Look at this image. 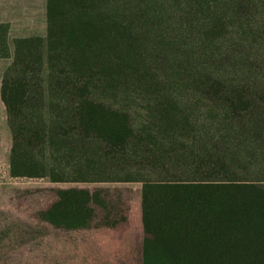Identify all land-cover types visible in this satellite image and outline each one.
Returning <instances> with one entry per match:
<instances>
[{"label":"rangeland","instance_id":"374dc122","mask_svg":"<svg viewBox=\"0 0 264 264\" xmlns=\"http://www.w3.org/2000/svg\"><path fill=\"white\" fill-rule=\"evenodd\" d=\"M48 11L54 14L52 31ZM246 56L255 74L246 69ZM58 66L87 76L106 70L111 77L102 84L110 99L139 97V102L159 104L158 111L137 107L133 116L136 124H148L141 134L150 147L163 151L164 159L171 156L168 163L191 170V157L201 155L193 149H214L232 179L256 183L264 192V130L256 136L243 124L233 132H215L221 110L208 112L195 89L211 83L204 75L222 76L233 89L249 84L264 96V0H0V183H5V212L16 222L14 244L21 247L11 252L13 264H33L28 262L40 255L27 239L56 201V190H103L111 202L118 201L122 219L127 205L118 198L130 195L142 206L141 181L150 178L147 168L132 184L111 186L96 176L78 181L74 174L58 184L51 179L53 168L63 163L53 160L62 142L50 129L47 86L49 71ZM93 207L96 222L103 214ZM7 257L0 252V264H7Z\"/></svg>","mask_w":264,"mask_h":264},{"label":"trees","instance_id":"16d2710c","mask_svg":"<svg viewBox=\"0 0 264 264\" xmlns=\"http://www.w3.org/2000/svg\"><path fill=\"white\" fill-rule=\"evenodd\" d=\"M48 16L52 31V11ZM56 55L51 53L50 57ZM56 58L70 61L64 55ZM245 58L246 69L255 74L258 70L252 67L250 56ZM101 65L104 63L98 68ZM58 67L51 69L47 78L50 129L62 142L53 155L54 163L63 161L53 168V181L65 182L74 174L78 181H94L96 176L101 182H134L149 168L150 178L141 181L144 264H264V192L260 185L232 179L227 162L214 149H193L202 156L191 157L195 162L191 170L180 163H168L171 156L164 159L163 151L150 147L148 137L141 134L148 124H136L133 116L137 107L158 111L159 104L139 102V97L132 102L118 100L116 95L110 99L102 84L111 77L106 70L87 76ZM204 78L211 83L195 89L207 101L201 99L208 112L221 110L223 120L214 125L215 132H233L245 124V131L256 136L263 133L264 96L256 88L246 84L245 90L233 89L222 76ZM210 116L208 113V120L213 119ZM258 143L262 145V141ZM171 174L175 176L172 179H178H170ZM192 174L200 179L192 180ZM56 195V201L41 214L42 220L78 228L95 220L93 206L102 212L104 221L119 209L103 190L59 189Z\"/></svg>","mask_w":264,"mask_h":264},{"label":"crops","instance_id":"0c3cea01","mask_svg":"<svg viewBox=\"0 0 264 264\" xmlns=\"http://www.w3.org/2000/svg\"><path fill=\"white\" fill-rule=\"evenodd\" d=\"M59 182L63 181H55L56 184ZM102 184L112 186L120 183L102 182ZM3 185L5 186V183H0V252H6L7 264H13L12 259L9 260V257H12L11 252L19 251L21 247L14 244L12 231L14 232L15 229L12 226H15L16 222L5 212V187ZM113 199L115 200V197ZM118 199H120L119 203L127 205V213L124 217L122 216L124 220L120 219L123 213L117 211L111 215L108 222L104 221L99 214L96 222L94 220L87 226L75 228L69 223L47 222L39 217V221L33 225L35 233L27 241H32L35 253H40V255L38 257L33 255L36 257L35 260H30L28 263L144 264L145 231L142 206L133 203L134 199L130 195H122ZM114 200V203H118ZM12 218L15 219V217ZM112 222L116 224L112 225ZM18 224L23 223L18 221ZM17 239H20L19 236Z\"/></svg>","mask_w":264,"mask_h":264}]
</instances>
